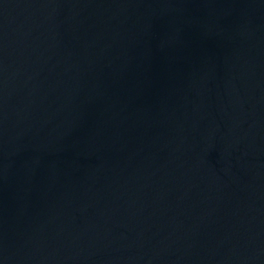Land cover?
I'll return each mask as SVG.
<instances>
[{
	"label": "water",
	"instance_id": "obj_1",
	"mask_svg": "<svg viewBox=\"0 0 264 264\" xmlns=\"http://www.w3.org/2000/svg\"><path fill=\"white\" fill-rule=\"evenodd\" d=\"M0 264H264V0H0Z\"/></svg>",
	"mask_w": 264,
	"mask_h": 264
}]
</instances>
